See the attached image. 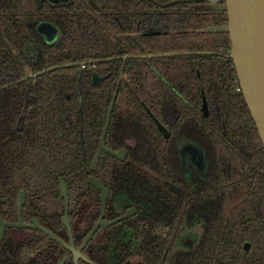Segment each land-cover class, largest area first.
Wrapping results in <instances>:
<instances>
[{"label": "trees", "instance_id": "trees-1", "mask_svg": "<svg viewBox=\"0 0 264 264\" xmlns=\"http://www.w3.org/2000/svg\"><path fill=\"white\" fill-rule=\"evenodd\" d=\"M151 1L0 0V199L17 189L55 192L58 178L75 199L90 175L118 85L106 145L124 149L127 158L113 161L118 180L108 184L128 180L152 192L175 184L178 149L193 145L205 168L185 195L181 217L195 216L202 234L180 264H264V150L232 61L191 55L103 62L130 55L227 54L225 0L216 7L184 3L167 9L155 3L177 0ZM41 23L57 28L56 42L47 44L38 34ZM150 114L169 131L168 140ZM110 161L103 156L99 170ZM99 170L96 176L108 177ZM174 208L169 215H177Z\"/></svg>", "mask_w": 264, "mask_h": 264}, {"label": "flooded vegetation", "instance_id": "flooded-vegetation-1", "mask_svg": "<svg viewBox=\"0 0 264 264\" xmlns=\"http://www.w3.org/2000/svg\"><path fill=\"white\" fill-rule=\"evenodd\" d=\"M52 27L55 30L52 40L47 42L44 37L47 44L59 37L57 28ZM105 146L109 149L106 138ZM109 150L124 151L123 160L102 153L96 169L92 170L95 153L90 175L78 186L79 192L73 200L63 178H58L55 192L46 187L35 190L31 196L23 189H17L10 199L11 195L3 194L0 223L12 225L4 226L0 238V259L5 264H180L181 257L194 253L201 227L195 216L182 219L181 209L187 203L188 189H195L193 180L203 176L202 153L189 143L181 145L178 149L181 174L177 182L157 185V191L152 192L129 185L128 180L125 184L109 185L107 181L118 180V175H114L117 170L111 167L113 161L124 163L127 158L124 149ZM103 156L112 161L109 168L99 170ZM98 170L109 174L108 177L96 176ZM90 179L107 191L104 202L101 189L89 183ZM61 183L66 187L67 200L62 195ZM20 194L23 201L19 207ZM173 206L177 215H169ZM248 247L244 244V251Z\"/></svg>", "mask_w": 264, "mask_h": 264}, {"label": "water", "instance_id": "water-1", "mask_svg": "<svg viewBox=\"0 0 264 264\" xmlns=\"http://www.w3.org/2000/svg\"><path fill=\"white\" fill-rule=\"evenodd\" d=\"M52 3H58L65 0H46ZM150 2H152L150 0ZM184 3H207L211 7H216L219 4L218 0H177L168 2L165 4L155 3L161 9H167L175 5ZM225 12H226V31L228 33L230 50L227 54L217 52H183V53H170V54H158V55H130L121 56L115 58H109L103 60H121L126 61L128 59H154L164 58L172 56H191V55H212L223 56L232 61L239 90L242 94L244 103L248 109L250 117L253 121L261 145L264 150V0H225ZM37 32L45 37L47 42H50L54 36V28L47 24L41 23L37 27ZM142 51V49H141ZM102 61H93L90 64H95ZM68 66V65H66ZM65 67V66H63ZM59 67H53L49 70H53ZM46 72V71H45ZM36 75H30L29 78H33ZM118 86V85H117ZM117 86L111 97L105 123L102 129L99 146L92 160L91 168L95 170L102 153H106L111 157L118 160H123L125 155L124 151L114 153L106 148L105 138L107 129L109 126L111 112L115 102L117 94ZM203 117H208V109L205 99L202 98L201 106ZM152 120L156 124L157 131L164 137L169 138L167 130L151 116ZM21 121H19L18 129L21 128ZM89 183L98 186L102 191V201L107 196V191L102 189L99 182L90 179ZM62 195L67 200L66 187L61 183ZM23 201V194H20L19 207ZM4 226H12L0 223V238ZM19 226V225H16Z\"/></svg>", "mask_w": 264, "mask_h": 264}, {"label": "rangeland", "instance_id": "rangeland-1", "mask_svg": "<svg viewBox=\"0 0 264 264\" xmlns=\"http://www.w3.org/2000/svg\"><path fill=\"white\" fill-rule=\"evenodd\" d=\"M209 6H210V5H209ZM198 231H199V232H198V234H199V236H200V235H201V233H202V232H201V229H200V228H198Z\"/></svg>", "mask_w": 264, "mask_h": 264}]
</instances>
